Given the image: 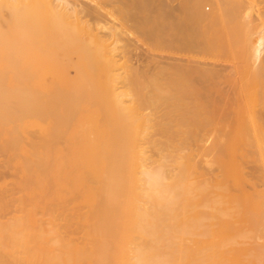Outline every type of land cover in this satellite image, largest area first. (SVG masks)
<instances>
[{"label":"bare ground","instance_id":"obj_1","mask_svg":"<svg viewBox=\"0 0 264 264\" xmlns=\"http://www.w3.org/2000/svg\"><path fill=\"white\" fill-rule=\"evenodd\" d=\"M102 6L0 0V264H264V84L120 74Z\"/></svg>","mask_w":264,"mask_h":264},{"label":"rangeland","instance_id":"obj_2","mask_svg":"<svg viewBox=\"0 0 264 264\" xmlns=\"http://www.w3.org/2000/svg\"><path fill=\"white\" fill-rule=\"evenodd\" d=\"M86 1L83 0L90 9L93 5H103L109 10L106 11L107 14L103 12L106 16L97 13L96 18L105 20L107 17L105 22L112 26L110 41L118 59L116 69L120 74L123 72L124 75L125 72V75L129 73L128 75L134 76L138 73L145 80L148 78L147 74L150 76L148 72H151L160 81L162 78L166 81L173 79L180 85L188 80L184 86L193 88L195 84L193 89L197 88L199 92L203 87L206 89L200 92L202 103L212 110L225 111L239 105L241 90L264 84V45L261 44L264 0H90L95 3L91 2L92 7ZM201 7L207 12L215 11L217 15L213 22L216 23L209 25L199 17ZM227 21L237 23L240 33L236 34L239 30L232 35L222 32V22ZM241 28H245V32ZM242 56L246 58L243 59ZM238 62L245 66H239ZM187 64L190 67L194 65L197 71L190 69L189 73H177V77L171 72L165 75L160 72L163 67L179 66L187 69ZM144 70H148L147 73ZM144 72L146 78L143 77ZM190 77L192 82L189 81ZM245 85L247 87H243ZM214 92L217 94L213 99ZM203 94L211 97L207 98ZM211 100L216 101H213L212 106ZM220 100H224L225 105ZM221 104L224 105L223 108ZM249 172L253 175L256 173L252 168H249ZM10 174L8 173L9 177L12 176Z\"/></svg>","mask_w":264,"mask_h":264}]
</instances>
